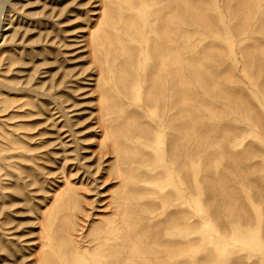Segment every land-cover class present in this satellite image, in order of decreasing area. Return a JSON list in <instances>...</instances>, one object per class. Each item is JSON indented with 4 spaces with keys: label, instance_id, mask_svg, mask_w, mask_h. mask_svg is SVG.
<instances>
[{
    "label": "rangeland",
    "instance_id": "1",
    "mask_svg": "<svg viewBox=\"0 0 264 264\" xmlns=\"http://www.w3.org/2000/svg\"><path fill=\"white\" fill-rule=\"evenodd\" d=\"M174 1L179 90L137 0L1 11L0 264H264V0Z\"/></svg>",
    "mask_w": 264,
    "mask_h": 264
},
{
    "label": "bare ground",
    "instance_id": "2",
    "mask_svg": "<svg viewBox=\"0 0 264 264\" xmlns=\"http://www.w3.org/2000/svg\"><path fill=\"white\" fill-rule=\"evenodd\" d=\"M151 1L152 0H137L138 17L135 15L133 17L135 20L139 21L140 27L138 37L134 41H136L137 46L140 45L142 47L141 52L143 55L141 59L137 58V60L135 61L137 63V81L140 76L139 67L142 62V65H145L146 81L156 84H168L169 88L176 87L179 90L181 80L178 76L179 68L176 64L174 55L177 47V41L175 27L176 23H174L173 21L175 20V18H177V22L181 20L179 14L176 12V10H178L177 3L174 0H167V5H161L160 3L164 2V0H155L154 8H152L151 6H149ZM3 9L6 12V16L8 15V13H14L12 17H14L15 14L17 15V8L16 6H14L11 0H0V31L1 27L4 26V24H8L9 20H11V18H8L7 20V17H3L1 13ZM1 20H3V22ZM5 20L6 22H4ZM1 23L3 25H1ZM144 25H146L148 35L146 34ZM3 33L4 32H0V39L2 37L0 46L4 45L5 41ZM125 34L127 36V40L132 39V32L130 29H127V33ZM11 41L13 42L12 39ZM6 48L7 47L3 49L4 52H6ZM0 51H2L1 47ZM0 59H4V61L7 60L8 62L11 61L10 55H1ZM1 86L7 90L17 88L10 83H2ZM160 89L162 90V87ZM40 94L46 95L43 92H41ZM105 127L107 126L105 125ZM108 137L111 138V135L109 133ZM156 142L157 141L155 140L154 143ZM71 230L67 231L70 241L73 240L74 236ZM141 248V244L138 240L136 242V249L140 251ZM82 258L83 257L78 252L74 257L73 264H81L83 262ZM123 259H125V257L121 258L119 263H121ZM124 261H126V259ZM124 264H126V262Z\"/></svg>",
    "mask_w": 264,
    "mask_h": 264
}]
</instances>
